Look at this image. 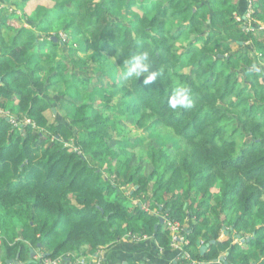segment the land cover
<instances>
[{
	"label": "trees",
	"instance_id": "trees-1",
	"mask_svg": "<svg viewBox=\"0 0 264 264\" xmlns=\"http://www.w3.org/2000/svg\"><path fill=\"white\" fill-rule=\"evenodd\" d=\"M7 1L0 264H87L124 242L172 258L173 222L196 260L264 264V0H250L251 19L249 0H51L18 18ZM140 51L151 84L125 78ZM178 85L192 103L172 110ZM113 96L140 142L106 118Z\"/></svg>",
	"mask_w": 264,
	"mask_h": 264
},
{
	"label": "crops",
	"instance_id": "crops-1",
	"mask_svg": "<svg viewBox=\"0 0 264 264\" xmlns=\"http://www.w3.org/2000/svg\"><path fill=\"white\" fill-rule=\"evenodd\" d=\"M7 6H9L10 11L15 12H24L25 14H31L33 12H39L41 9L44 7L46 8H51L54 6L51 0H29L26 5L21 6H16L15 4L17 3L16 0H8ZM32 5V6H31ZM20 13L16 14V18L20 16ZM149 241V238L143 239V241ZM128 242V241H127ZM125 243V242H124ZM124 243H120L118 246L119 248L115 249L116 251L113 250H101L99 254V259L101 261V264H103V261L105 264H143L139 262L138 260L135 259V256L138 255L139 258H144V262L147 264H156L157 261L160 264H172L173 262L176 263L175 256L170 258V256H167V254H162L160 257L158 256L157 259L152 260L151 259V252L149 249V246H141L137 250H134L135 252L132 251V249L128 245H124ZM201 243V241H200ZM199 243V244H200ZM134 245V244H131ZM152 251V249H151ZM36 256V252L33 251V254L29 253V257H34ZM156 257V256H155ZM90 262V260L88 261ZM8 264H21V263H16L10 260H7ZM91 264H95V262H90ZM59 264H62L59 262Z\"/></svg>",
	"mask_w": 264,
	"mask_h": 264
},
{
	"label": "clouds",
	"instance_id": "clouds-1",
	"mask_svg": "<svg viewBox=\"0 0 264 264\" xmlns=\"http://www.w3.org/2000/svg\"><path fill=\"white\" fill-rule=\"evenodd\" d=\"M147 73V75H144ZM125 78H140L144 76V84H151L157 78V72L151 70L150 56L147 51H140L127 61ZM190 89L178 85L169 99L172 110L191 107Z\"/></svg>",
	"mask_w": 264,
	"mask_h": 264
},
{
	"label": "rangeland",
	"instance_id": "rangeland-1",
	"mask_svg": "<svg viewBox=\"0 0 264 264\" xmlns=\"http://www.w3.org/2000/svg\"><path fill=\"white\" fill-rule=\"evenodd\" d=\"M24 5H26V4H24ZM24 5H23V7H24ZM32 6V5H31ZM134 10H136V11H138V9H139V7H138V5L136 4L134 7ZM250 9H251V11H252V13H253V9L251 8V6H250ZM5 12H7V13H9V11L8 10H5ZM18 13H20V12H15V15L16 14H18ZM251 13V14H252ZM245 14V13H244ZM243 17H244V15H243ZM235 18H236V23H235V28H242V29H244L245 28V24H244V22L242 23V22H238V21H240V17L239 16H237V15H235ZM244 18H246V17H244ZM248 19H251V16H250V18H248ZM238 22V23H237ZM261 24H263V23H261L260 22V25ZM61 36H63L64 35V33L63 32H60L59 33ZM191 38H193V37H191ZM233 49H237V45L236 44H234V43H232V46H231ZM256 54L259 56V53H257L256 52ZM78 55H83V53L82 52H77V54H75L74 56H73V58H77L78 57ZM260 57V56H259ZM258 57V58H259ZM257 58V59H258ZM257 64H258V66H263L262 65V62L260 61V60H257ZM261 68V70L264 68V67H260ZM185 71H188V69L187 68H185ZM92 85H90V87L92 86H95L96 85V83H94V82H92L91 83ZM116 99H117V97L116 96H113V98H112V100H111V104H112V106H113V104L115 103V105H114V107H112L111 108V110H110V114L109 115H107L106 116V118H109L110 119V121H116V122H118L119 124V126H120V128H122V127H127V128H129L130 129V137H129V141L130 142H134V141H137V142H140V141H138L139 139H138V133L137 132H139V134H142L143 133V130L142 129H139V128H137L133 123H132V121L131 120H128L127 119V117L125 116V115H123L122 114V112L120 111V102H116ZM56 107H57V105H56ZM55 107V108H56ZM53 109H54V107H53ZM2 111V110H1ZM0 111V112H1ZM45 112V115H46V117L48 118V120L49 121H51V119H52V114H51V111L49 110V107L44 111ZM110 124H111V122H110ZM133 138V139H132ZM131 147L132 146H128V148L129 149H131ZM138 149V147H136L134 150L136 151ZM132 200H133V203L135 202L134 201V198H131ZM136 203V202H135ZM170 230V229H169ZM170 233V232H169ZM183 236V235H182ZM134 237H136V236H134ZM138 238V237H137ZM147 238V237H146ZM146 238H141V239H146ZM223 238V237H222ZM134 240H136V239H134ZM1 242V241H0ZM101 251V250H100ZM98 252V255L96 256V257H94L93 259H90V262H95V264H100V259H99V254L101 253V252ZM80 260V263L82 262V260L83 259H79ZM90 262H88L87 264H91Z\"/></svg>",
	"mask_w": 264,
	"mask_h": 264
},
{
	"label": "built area",
	"instance_id": "built-area-1",
	"mask_svg": "<svg viewBox=\"0 0 264 264\" xmlns=\"http://www.w3.org/2000/svg\"><path fill=\"white\" fill-rule=\"evenodd\" d=\"M251 9H250V0H249V3H248V9L246 10L244 17H246L247 19L250 18L251 16ZM64 37V35H63ZM169 229H170V236H171V246L173 249H177L178 250V253L176 254L175 256V260L177 261H180L181 264H206V262L204 261H200V260H196L194 259L193 257H191V255L183 250L181 248V246L183 244H188V241L182 236V233H181V226L178 222H173V223H169ZM141 238H146V236H142ZM140 237H134L133 239H136V240H140L141 239ZM222 259L219 258V260L217 262H219L220 260ZM45 262L47 264H57L56 261L54 260H45Z\"/></svg>",
	"mask_w": 264,
	"mask_h": 264
},
{
	"label": "water",
	"instance_id": "water-1",
	"mask_svg": "<svg viewBox=\"0 0 264 264\" xmlns=\"http://www.w3.org/2000/svg\"><path fill=\"white\" fill-rule=\"evenodd\" d=\"M159 222H163V218H162V217H159ZM155 226H157V225H155ZM201 248L204 249L203 246H202ZM30 253H31V255H32V254H33V250H31Z\"/></svg>",
	"mask_w": 264,
	"mask_h": 264
},
{
	"label": "bare ground",
	"instance_id": "bare-ground-1",
	"mask_svg": "<svg viewBox=\"0 0 264 264\" xmlns=\"http://www.w3.org/2000/svg\"><path fill=\"white\" fill-rule=\"evenodd\" d=\"M100 264H101V262H100Z\"/></svg>",
	"mask_w": 264,
	"mask_h": 264
}]
</instances>
